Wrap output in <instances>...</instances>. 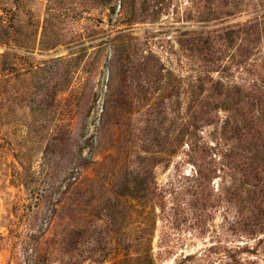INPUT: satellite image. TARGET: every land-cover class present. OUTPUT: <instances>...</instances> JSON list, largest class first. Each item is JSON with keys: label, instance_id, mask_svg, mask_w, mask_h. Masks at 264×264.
<instances>
[{"label": "rangeland", "instance_id": "1", "mask_svg": "<svg viewBox=\"0 0 264 264\" xmlns=\"http://www.w3.org/2000/svg\"><path fill=\"white\" fill-rule=\"evenodd\" d=\"M0 264H264V0H0Z\"/></svg>", "mask_w": 264, "mask_h": 264}]
</instances>
